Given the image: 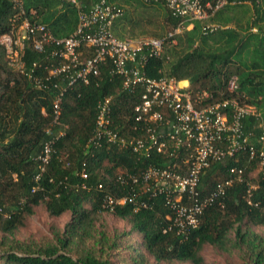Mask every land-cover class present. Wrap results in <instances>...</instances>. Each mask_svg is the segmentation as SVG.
Wrapping results in <instances>:
<instances>
[{"label":"trees","instance_id":"1","mask_svg":"<svg viewBox=\"0 0 264 264\" xmlns=\"http://www.w3.org/2000/svg\"><path fill=\"white\" fill-rule=\"evenodd\" d=\"M93 1L83 3L88 6ZM131 1L108 0L122 7V17L123 5ZM247 2L250 8L245 6ZM158 6L165 9V21L171 29L175 27L178 20L164 6ZM23 7L31 21L45 24L56 39L69 36L78 25V11L67 0H24ZM30 11L34 12L31 16ZM239 11L244 18L237 16ZM15 14L17 10L9 0H0V37L10 31V19ZM119 19L113 23L112 32L125 39L123 28H117ZM207 25L216 28L205 32ZM50 50L47 46L39 53L28 47L24 52L26 66L33 62L39 65L36 73L45 85L39 89L8 65L0 44V264H113L115 259L124 264H147V256L155 264H204L200 255L204 245L230 253V232L244 264H264V233L251 230L264 227V176L258 173L251 185L250 173L258 170V159L251 158L248 151L213 162L203 171V197L229 179L230 168L241 169L243 178L226 188L223 206L215 203L203 211L198 225L186 237L177 234L175 227L167 230L173 216L162 195L149 200L148 194L138 197L146 200V207L127 201L115 205L112 212L103 209L106 195L118 199L130 193V186L121 184L117 177L139 175L149 166L163 167L168 158L155 152L146 157L117 145L95 147L89 143L98 104L106 97L111 98V127L119 136L130 140L143 133L133 113L142 88L124 91L122 78L109 64L100 67V75L90 84H75L65 93L55 121L52 100L57 80L45 79L49 69L61 61L52 58ZM144 72L150 79L165 74L179 82L187 81L191 91H209L216 101L245 97L259 116L247 117L243 123L245 132L251 134L250 145L258 150V121L264 130V0H225L209 19L194 21L190 29L178 34L162 57L147 59ZM232 77L236 78V89L228 93L227 82ZM46 145L50 150L44 164L41 158ZM83 171L86 178L81 176ZM39 206L50 217L70 213V221L62 232H53L54 241L47 246L20 243L14 238L15 231ZM102 211L125 220L129 231L109 237L97 229L95 221ZM130 233L139 235L140 241L136 248L128 245L122 259L118 248ZM73 248L80 249L75 257Z\"/></svg>","mask_w":264,"mask_h":264},{"label":"built area","instance_id":"2","mask_svg":"<svg viewBox=\"0 0 264 264\" xmlns=\"http://www.w3.org/2000/svg\"><path fill=\"white\" fill-rule=\"evenodd\" d=\"M17 10L10 19L11 29L0 37L8 65L25 78L34 88H43V80L36 73L39 65L33 62L26 66L24 52L32 48L42 52L51 46L50 55L61 62L49 69L53 83L52 109L54 120L60 114V103L65 93L75 84L88 85L100 75V67L111 65L113 72L122 78V89L127 92L141 87L139 102L133 107L135 122L143 127L138 138L127 140L111 127V98L98 104L94 134L89 143L95 147L117 145L123 149L149 157L151 152L164 155L168 162L163 167L149 166L139 175L117 177L121 184L130 186V193L118 199L106 195L102 208L110 212L115 205L127 201L137 207H146V200L158 195L164 197V205L171 211L176 233L186 237L195 228L203 211L222 199L226 188L233 181H242V170L229 169V179L219 183L206 196H201L200 177L213 162L223 161L237 153L248 151L251 158L258 159L257 172L264 176V130L258 137L260 147L255 150L249 143L250 133L244 130L247 117L258 119L254 106L244 99L227 97L214 100L209 91H191L189 85L162 75L150 79L144 72L147 59L160 58L167 46L175 44V37L184 29H190L194 21H206L225 0H139L147 5H162L178 23L160 38L139 37L119 39L113 32V23L124 11L108 0H95L85 5L83 0H67L78 11V25L69 36L56 39L49 28L36 20L31 21L23 7L24 0H9ZM34 12L30 11L29 15ZM187 24V25H186ZM216 26L207 25L203 30L212 32ZM236 89V78L227 82L228 93ZM242 98H245L242 96ZM136 127L133 128L135 130ZM50 147L46 145L41 161L45 164ZM42 170V168H41ZM82 178L87 177L84 171ZM102 188V185H98ZM185 198V200H184Z\"/></svg>","mask_w":264,"mask_h":264},{"label":"rangeland","instance_id":"3","mask_svg":"<svg viewBox=\"0 0 264 264\" xmlns=\"http://www.w3.org/2000/svg\"><path fill=\"white\" fill-rule=\"evenodd\" d=\"M139 1V0H137ZM125 14L118 20V29L123 28L122 35L128 39H135L139 37L154 38L158 35H164L167 33L171 26L165 21V9L158 5H144L140 2V5L132 0L128 5H123ZM247 8H250L249 2L245 3ZM244 8H242L243 10ZM237 16L240 18L243 16V12L239 11ZM210 24V23H206ZM120 31V30H119ZM184 84V83H182ZM189 85V84H188ZM199 91V90H197ZM223 96V93L220 94ZM245 99V98H241ZM246 101V99H245ZM117 173L118 170H115ZM114 172V173H115ZM257 171L250 173L251 185L257 179ZM70 213H65L60 217H50L42 206L34 208V213L27 217L22 227L17 229L14 233V238L20 243L35 245V247H44L53 243V232L63 231L64 226L70 221ZM97 229L103 231L107 236L113 237L129 231V225L125 220L116 218L110 212H101L95 221ZM252 231L263 234L264 227H252ZM230 244H232V250L230 253L220 251L216 247L211 245H204L200 250V255L204 260V264H244L242 252L236 247L234 243V233H229ZM140 236L136 233H130L127 237L122 239V245L118 248V252L121 253L122 259L126 258L127 246L131 245L134 248L138 246ZM87 245V244H86ZM80 249L73 248L72 256H76ZM0 249V254H1ZM147 264H155L153 259L148 257ZM113 264H124L117 259L113 260ZM160 264H178L176 262L160 263ZM189 264V263H184Z\"/></svg>","mask_w":264,"mask_h":264},{"label":"crops","instance_id":"4","mask_svg":"<svg viewBox=\"0 0 264 264\" xmlns=\"http://www.w3.org/2000/svg\"><path fill=\"white\" fill-rule=\"evenodd\" d=\"M260 3L263 4V1H260ZM261 6H263V5H261ZM259 25H261V24L259 23ZM181 83H186V84H188L187 81H181Z\"/></svg>","mask_w":264,"mask_h":264}]
</instances>
